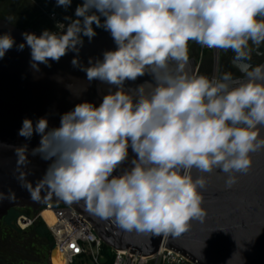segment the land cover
<instances>
[{"label":"clouds","instance_id":"obj_1","mask_svg":"<svg viewBox=\"0 0 264 264\" xmlns=\"http://www.w3.org/2000/svg\"><path fill=\"white\" fill-rule=\"evenodd\" d=\"M56 3L67 9L72 0ZM64 19L58 32L22 33L18 50L30 48L37 71L74 52L72 66L109 89L99 106L84 101L63 113L58 127L49 128L46 117L35 124L25 118L18 135H39L31 155L50 163L33 183L28 146L17 147L13 177L34 202L44 192L69 205L83 202L126 233L180 237L207 215L204 174H226L230 189L237 173L251 171L252 153L264 152V64H252L253 53L264 55V0H83L75 18ZM94 24L116 48L84 66L82 37L96 36ZM190 42L231 50L242 78L193 74ZM14 45L9 33L0 35V58ZM145 75L151 80L125 88ZM14 195L0 192V202Z\"/></svg>","mask_w":264,"mask_h":264},{"label":"water","instance_id":"obj_2","mask_svg":"<svg viewBox=\"0 0 264 264\" xmlns=\"http://www.w3.org/2000/svg\"><path fill=\"white\" fill-rule=\"evenodd\" d=\"M25 32L37 36L42 33L31 27H18L0 17V35L9 33L15 40V45L0 58V144L12 146L0 149V192L8 193L11 188L15 193L11 201L0 202V218L14 208L37 211L48 203L64 204L88 221L98 238L111 250L150 256L163 247L193 264H264V152L252 153L251 171L237 173L238 182L230 189L225 187L226 174L219 170L205 173L208 184L202 191L207 215L203 222L194 219L191 229L178 238L126 233L114 223L90 214L83 202L69 205L44 192L41 193L42 202H34L12 175L17 160L15 148L28 146L30 163L25 171L27 179L33 183L43 177L50 161L31 155L32 149L39 146L40 136L34 133L29 140L18 135L23 120L28 118L35 124L46 117L49 128L58 127L61 115L74 109L76 104L88 101L99 106L109 85L96 80L89 82L84 71L72 66L76 53L71 51L59 62L50 60V67L40 64L39 71L33 69L30 48L26 45L19 51L17 47L25 42L22 36ZM83 40L79 61L84 66H88L89 58L102 59L105 51L116 48L110 33L104 29L96 32L91 41L87 37ZM189 70L202 75L195 58H190ZM150 80L151 77L145 75L135 82L127 81L125 88H135ZM132 157L129 149V159ZM198 174L194 170L193 175ZM53 250L52 247L49 260Z\"/></svg>","mask_w":264,"mask_h":264},{"label":"built area","instance_id":"obj_3","mask_svg":"<svg viewBox=\"0 0 264 264\" xmlns=\"http://www.w3.org/2000/svg\"><path fill=\"white\" fill-rule=\"evenodd\" d=\"M51 30L58 32L57 24L67 25L55 11L47 13ZM201 47V46H200ZM202 52L217 53L215 49L201 47ZM49 212L48 218L43 214ZM37 220L45 224L51 238L52 247L60 256L63 264L76 261L88 264H105L103 243L93 231L91 225L75 209L64 204L48 203L37 211L22 212L17 216V226L24 231ZM112 251L111 264H193L185 257L170 249L159 248L150 256L129 251ZM50 263L51 259H50Z\"/></svg>","mask_w":264,"mask_h":264},{"label":"flooded vegetation","instance_id":"obj_4","mask_svg":"<svg viewBox=\"0 0 264 264\" xmlns=\"http://www.w3.org/2000/svg\"><path fill=\"white\" fill-rule=\"evenodd\" d=\"M82 2L83 0H72L71 5L65 9L63 6H57L56 0H0V17L7 19L11 17L13 24L26 28L30 26L28 23L24 27L14 22V20L23 21L25 20L24 18H31L37 9V5H41L42 9L44 8L42 11H44L45 16H47L50 9H54L64 21L66 16L75 18V9ZM101 19L103 20V17ZM93 27L96 32L103 29L96 27L95 24ZM198 47L199 45L195 42L189 43V57L197 60L200 74L210 77L208 69L215 68L217 77L221 76L224 72H230L234 77L243 75L240 67L233 63L234 53L231 50L227 52L218 51L217 61H210L208 59L197 58L199 53ZM260 51L264 52V44L261 45ZM261 61H264V55L253 53L252 64H259ZM31 210L30 208H14L9 210L4 217L0 218V264H30L35 260V251L32 249L33 244H31L32 242L29 243L28 238L25 236L27 231L15 228L17 216L22 212H30Z\"/></svg>","mask_w":264,"mask_h":264},{"label":"rangeland","instance_id":"obj_5","mask_svg":"<svg viewBox=\"0 0 264 264\" xmlns=\"http://www.w3.org/2000/svg\"><path fill=\"white\" fill-rule=\"evenodd\" d=\"M41 7H42L41 5H37V7H36L37 9L33 13L31 18H27V19L24 18L25 20H23V21L14 20V22H16V23H18L24 27L28 23L30 25L28 27H32L33 29H35L37 31L42 32L45 29L50 31L52 28L51 23L46 18L47 16H45L44 11H42V10H44V8L42 9ZM51 11H54V9H50V11H48V13ZM28 19H30V20H28ZM64 21L66 22V24L68 23V21H66L65 19H64ZM198 50H199V53L197 56L198 59L200 58V59H208L210 61H214V60L217 61L216 59L218 58V51L215 54L212 52H202L200 45L198 47ZM208 71H209L210 78L214 75L215 76L217 75L215 68L208 69ZM45 217L48 218V216H45ZM15 228L17 230H19L17 225L15 226ZM26 231H27V233L25 236L28 238L29 243L32 242L31 243V244H33L32 249L35 251L34 256H36L35 260H33L30 264H51L50 260H49V254H50V250H51V241L48 238V236L46 234L35 233V232H33L32 229H27ZM74 264H81V262L76 261ZM83 264H88V263H83Z\"/></svg>","mask_w":264,"mask_h":264},{"label":"trees","instance_id":"obj_6","mask_svg":"<svg viewBox=\"0 0 264 264\" xmlns=\"http://www.w3.org/2000/svg\"><path fill=\"white\" fill-rule=\"evenodd\" d=\"M29 229H32L33 232H35V233L46 234L51 241V248H52V238H51L47 228L45 227V224L42 221L37 220L36 222H34V224ZM103 253L106 257L105 264H111V260H112L111 249L109 247L103 245Z\"/></svg>","mask_w":264,"mask_h":264},{"label":"bare ground","instance_id":"obj_7","mask_svg":"<svg viewBox=\"0 0 264 264\" xmlns=\"http://www.w3.org/2000/svg\"><path fill=\"white\" fill-rule=\"evenodd\" d=\"M43 214H44V216H48L49 212L44 211ZM51 262H52V264H63L60 256L57 254V252L55 250H53L51 252Z\"/></svg>","mask_w":264,"mask_h":264}]
</instances>
